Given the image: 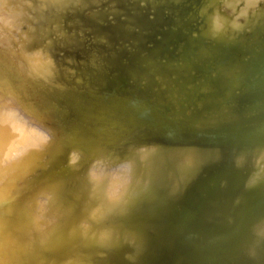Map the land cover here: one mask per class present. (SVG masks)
<instances>
[{"label":"water","instance_id":"95a60500","mask_svg":"<svg viewBox=\"0 0 264 264\" xmlns=\"http://www.w3.org/2000/svg\"><path fill=\"white\" fill-rule=\"evenodd\" d=\"M0 264H264V0H0Z\"/></svg>","mask_w":264,"mask_h":264}]
</instances>
